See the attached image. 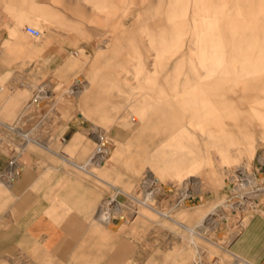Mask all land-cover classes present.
Listing matches in <instances>:
<instances>
[{"label": "rangeland", "instance_id": "1", "mask_svg": "<svg viewBox=\"0 0 264 264\" xmlns=\"http://www.w3.org/2000/svg\"><path fill=\"white\" fill-rule=\"evenodd\" d=\"M216 2L222 6L220 11L223 15L220 19L229 20L231 14H227V8L231 9V6L226 0ZM158 6L161 9L154 12ZM170 8L175 9L172 15L167 12ZM40 11L46 13L47 18L41 15ZM168 16L171 17L170 23H187L189 28L172 29L173 32L168 37ZM16 18L24 21L20 28L25 37L17 36V40H14L16 51L2 53L1 44L5 39H9V31L18 30ZM193 18V0H0V84L3 86L0 96L11 90L14 94L24 93L19 100L20 107L24 110L25 106L29 105L22 115L24 123H16L14 132L0 126L1 153L10 159L15 157L18 152H22L18 147L25 143L21 134H29L40 140V136L56 132V123L62 125V133L67 130L79 133L82 138L91 140L93 148L97 149V139L95 142L91 138H94L93 134L98 136L99 130H103L106 159L98 169L102 167L101 170H104L109 166V170H104L102 178L126 192L112 198L115 194L113 188L110 190L101 182H96L84 173L80 174L97 184L101 190L102 201L111 198L104 202V207L113 202L109 214L112 212L115 218L121 212V219L141 212L142 207L138 204L140 203L152 209L158 208L159 211L169 210L173 206L177 208L170 214V218L174 220L186 210L185 207H203L209 210L218 198L227 199L224 206L214 210L221 214L217 225L203 229L204 238L196 239L197 248L190 245L185 238V231L175 226L171 219L166 220L163 226L149 222L136 226L131 235L123 234L122 237L128 245L127 254L115 260V264H190L193 254H197L196 249L208 264H217L218 259H223L220 264H234L235 258L229 255L230 242L254 213L264 209V164L260 162L264 155V139L259 134L264 127L257 115L252 114L254 109H250L262 103L260 98L264 99V92L260 89L241 88L232 94L225 85L218 93L205 95L206 102L212 109L226 106L234 98H244L242 110L214 111L223 112L222 120L219 119L216 123H206L203 120L204 107L196 111L188 108L177 113L176 118L181 120V129L184 130L183 142L178 145L172 141V134L166 127L154 129L147 126L143 135L136 136V122L131 121V118L136 116L129 107L121 114L111 111L112 105H123L125 99L132 92H137L138 88L146 87L154 93L152 85L144 83L143 80L146 74L153 72L154 61L159 55L165 56L164 59L158 60L157 66L163 68V75L169 79L168 86L173 87L175 83L177 86V92L171 93L172 97L186 93L181 88L186 80H189L190 86L194 83H190L191 80L204 77L202 73L209 67L201 65L197 50L189 49L192 38H197L191 28ZM29 26L38 30L42 27L43 36L39 40L28 37L24 29ZM257 38L255 48L262 41L261 37ZM99 45L101 52L98 50ZM35 47L45 48L36 53ZM97 53H101V56L95 59ZM168 54L172 56L169 60ZM68 59H81L83 62L67 74L61 75L60 69ZM179 59L182 62L175 67ZM92 70L97 72L94 91L97 99L105 100L103 107L106 112L87 116L84 109L78 105L80 97L68 95L64 90L76 77L77 88H81ZM218 74L219 72L214 71L208 77ZM21 83L28 85L30 90L20 87ZM45 84L49 85L45 89L48 90V96L42 99L38 87ZM33 95H39L41 101L33 103ZM61 95L67 106L65 112L56 106H42L44 101L48 100L55 105ZM29 99L31 101H28ZM96 100L87 101L95 103ZM255 110L264 114V105ZM45 112L53 118L58 115L62 121L39 122ZM235 116L243 117L242 129L236 125ZM123 118L129 126L121 125L119 121ZM5 125L13 127L14 124ZM240 131L251 135L252 142H242L237 134ZM210 134H220L226 139L216 145L213 141H206ZM174 147L181 148L187 156H195L190 165L195 168L192 176L193 180L198 181L196 189L190 191L191 186L187 178L178 182L179 174L173 169L171 162L166 161L167 156H172ZM50 148L57 150L59 147L50 144ZM116 149H119L118 153L114 160H110ZM35 150L40 149L34 145L28 147V151ZM68 154L75 158L74 153ZM99 163H102V160ZM90 169L96 174L100 171ZM238 169L245 170L247 175H255L256 182L251 189L260 190L256 193L255 200L248 199L249 194L245 195V192L251 189L244 188L238 194L236 191L241 184L237 179L229 180L235 172L239 179L243 178ZM6 172L7 167L0 175H8ZM150 179L165 184L168 189L159 188L158 192H154L152 188L143 192L142 185ZM222 181L227 186L222 185ZM150 185L149 182L147 188H150ZM185 188L188 189L186 193ZM127 195L132 196L129 198ZM253 202L257 203V208L251 207ZM240 204V207H235ZM115 218L113 221L117 223L118 219ZM178 220L185 226H191L194 222L187 217ZM234 227H238V231L233 237ZM118 248L120 247H114L115 254L121 250ZM103 251L104 260H107L110 253L106 249Z\"/></svg>", "mask_w": 264, "mask_h": 264}, {"label": "crops", "instance_id": "2", "mask_svg": "<svg viewBox=\"0 0 264 264\" xmlns=\"http://www.w3.org/2000/svg\"><path fill=\"white\" fill-rule=\"evenodd\" d=\"M226 2L231 6V9L227 8V14H231L229 20L220 19L223 15L220 11L222 6L216 0H193L194 18L191 28L197 38H192L189 49L197 50L201 65L209 67L202 73L204 76L202 79L191 80L190 83H194L190 86L189 80H186L181 87L186 93L172 97L171 93L177 92L176 83L174 81L175 85L169 87V79L162 73L163 68L157 66L158 60L165 58L162 54L155 59L153 72L146 74L143 80L144 83L152 85L154 93H151L150 89L146 87L138 88L137 92H132L125 99L123 105H112L111 111L115 113L121 114L123 110H128V107L129 110H132L136 116V118H131V121L136 122L134 125L136 136L143 135L147 126L154 129L166 127L172 134V141L176 145L181 144L184 130L181 129V120L176 118L177 113L186 111L188 108H193L192 110L196 111L200 107H204L203 120L206 123H216L223 116V112L216 113L214 111L244 109L241 107L243 97L234 98L230 104L221 105L219 109H212V106L206 102L205 95L216 94L223 90L225 85L229 87L232 94L241 88L260 89L264 92V0H234V4L233 0H226ZM160 9L158 6L153 11L158 12ZM167 12L168 15H172L175 9L170 8ZM39 13L46 18L48 16L43 11ZM167 20L169 24L168 32L166 30L168 37L173 32L172 29L189 28L187 23H170L171 17L169 16ZM23 22L22 19L16 18L15 24L18 30L9 31V39H5L1 44L2 53L17 50L14 40H17V36L18 38L25 37L20 28ZM39 31L43 36L42 27H39ZM257 37H261L262 41L255 48ZM44 48L35 47L34 51L38 53ZM98 50H102L101 45ZM99 56L101 53H97L95 59ZM170 57H172L171 54H168V60ZM81 62H83L81 59L66 60L60 69V74H67L78 67ZM181 62V59L177 60L175 67ZM86 63L87 61L84 62V64ZM214 71L219 74L215 77H208ZM95 73L97 72L94 70L89 72V78L81 88H77L75 82H78V77H76L64 90L68 95L80 97L78 105L84 109L87 116L101 115L106 112L103 107L105 100L97 99L94 91L97 78ZM19 86L30 90L28 85L21 83ZM48 87V84L38 87L42 99L47 98L48 90L45 89ZM75 90L81 91L74 93ZM21 94L24 93L14 94L11 90L0 96V126L13 132L17 128L16 123H24L22 115L29 108V105H26L24 110L20 107ZM200 94L203 95L200 96ZM36 97L40 98L39 95H36L32 99L33 103L41 101L40 99L34 101ZM88 99L97 100L95 103H89ZM260 99L262 103L259 106H252L250 109H254L252 114L257 115L264 127V114L255 110L264 105V99ZM40 104L38 105L40 106ZM50 105L56 106L62 111L67 109L63 95L57 99L55 105L51 100L44 101L42 104L44 108H48ZM242 118L240 116L234 118L240 129L244 125ZM48 121L62 120L58 115L53 118L46 115L45 112L39 122ZM119 122L123 127L129 126L124 118ZM5 124L14 125L8 127ZM61 128L62 125L56 123V132L42 135L40 140L34 139L29 134H21L25 143L18 149L22 152H18L11 159L0 152V173L5 170L10 161L11 164L13 163L12 168L8 169L9 172L5 173L8 175H0V264H115V260L125 257L127 254L128 245L122 237L123 234L131 235L136 226L149 222H154L156 226H163L166 220L171 219L170 214L177 210L172 206V210L164 209L167 211L165 214L158 208L152 209L146 204L138 203L142 207L141 212L126 217V220L121 219L122 212L116 216L117 223L113 221L115 217L112 212L103 217L104 202L111 198L102 201L103 199H100L101 190L97 184L81 174L84 173L96 182H101L110 190L113 188L115 194L112 198H117L118 194H123L126 191L110 185L102 178L104 170H109V166L104 170H101L102 167L98 169L105 160L98 165L93 161L96 148H93L94 144L91 140L84 139L79 133H72L68 130L62 133ZM237 134L241 137L242 142L246 144L252 142V136L247 132L240 131ZM259 134L264 139V129ZM98 136L101 139L105 138L103 130H99ZM91 139L96 140L95 138ZM225 139L220 134H210L206 137L207 142L213 141L216 145ZM50 144L59 148L54 150L50 148ZM31 145L40 150L28 151V147ZM118 150L114 151L110 160H114ZM68 152L74 153L75 158L73 159ZM172 153V156H167L166 161L171 162L173 169L179 174L177 181L187 178L191 186L190 191L196 189L198 181L193 180L192 176L195 168L190 165L191 159L195 156L192 154L187 156L179 147H174ZM90 168L100 171L96 174ZM149 182L151 187L147 188ZM221 184L227 186L224 181ZM142 186L143 192L145 189L152 188L154 192H158L159 188L168 189L165 184H159L154 179L148 180ZM127 196L130 198L132 195ZM253 197H257V195H253ZM225 201L227 199L224 197L218 198L215 205L209 210L203 207H196V209L185 207L186 210L176 217L178 219L185 217L193 219L194 222L191 226L183 225L177 218L171 220L175 226L185 231L187 234L185 238L190 245L197 248L196 239L204 238L203 229L208 226L214 228L217 225L221 214L214 210L224 206ZM110 204L112 205V203ZM240 206L241 204L235 207ZM253 206L251 205L252 208L258 207L257 203ZM102 208L103 210H101ZM158 213H164L163 215L166 217L161 218ZM262 213L264 214V209L254 213L242 230L238 231V227H234L233 237L237 231L239 232L229 245V255L235 258L234 264H264V215ZM117 246L121 250L115 254L114 247ZM105 249L110 253L107 260H104L105 252L103 250ZM196 250L197 254H193L190 264H208L202 258L200 251ZM221 262L223 259H218L217 264Z\"/></svg>", "mask_w": 264, "mask_h": 264}, {"label": "bare ground", "instance_id": "3", "mask_svg": "<svg viewBox=\"0 0 264 264\" xmlns=\"http://www.w3.org/2000/svg\"><path fill=\"white\" fill-rule=\"evenodd\" d=\"M40 32V31H39ZM42 37V34L40 35V37L39 38H37V39H35V40H39L40 38ZM2 85V84H1ZM3 87V86H2ZM3 92V89H2V91L0 92V94ZM76 92H78L77 90H75L74 91V93H76ZM36 100H38V97H36L35 99H34V101H36ZM96 134H93V137L95 138V139H97V141H98V144H99V147H97V149L95 150V156L93 157V161L96 163V165H98L99 164V162H101V160L103 161L104 160V157L106 156L105 154H106V149H105V147L103 146V142H104V139H101L99 136H96ZM260 162L261 163H263L264 164V155L260 158ZM12 165H13V163L12 164H10V168H12ZM9 168V169H10ZM239 171H240V174L242 175V177L243 178H241V179H239L238 178V176L236 175V172L233 174V175H235V176H233V178H232V176H231V178L229 179V180H233V181H235L236 179H237V181H239V183L241 184L238 188H239V190L237 189V193L239 194V193H241V191L242 190H244V188H248V189H251V187L252 186H254L255 185V182H256V177H255V175H247L245 172V170H242V169H238ZM251 181H253L252 183L253 184H251ZM148 186V185H147ZM188 189L187 188H185V193H186V191H187ZM257 192H260V190H258V191H254V190H250L249 192H245V195L246 194H249V197H248V199H250V200H255V198L256 197H253V195L255 196L256 195V193ZM245 195H244V197H245ZM253 197V198H252ZM113 203V202H112ZM114 204V203H113ZM252 206L254 205V202L251 204ZM255 206V205H254ZM253 206V207H254ZM111 207V204H109V205H106L105 206V208H104V211H103V217H105L106 215H108L109 214V212L112 210V207ZM116 208V207H115ZM159 214V216L161 217V218H164V217H166V215H163V214H160V213H158Z\"/></svg>", "mask_w": 264, "mask_h": 264}, {"label": "built area", "instance_id": "4", "mask_svg": "<svg viewBox=\"0 0 264 264\" xmlns=\"http://www.w3.org/2000/svg\"><path fill=\"white\" fill-rule=\"evenodd\" d=\"M24 32H25V34H26L28 37L30 36V37L33 38V39H37V38H39L40 35H41V33L39 32L38 29H36V28H34V27H31V26H29V27H25ZM2 89H3V87H2V85L0 84V92L2 91ZM10 164H11V161L8 163L7 171H8V169L10 168Z\"/></svg>", "mask_w": 264, "mask_h": 264}]
</instances>
